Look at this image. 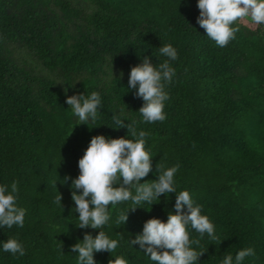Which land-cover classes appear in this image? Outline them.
<instances>
[{"label":"trees","instance_id":"trees-1","mask_svg":"<svg viewBox=\"0 0 264 264\" xmlns=\"http://www.w3.org/2000/svg\"><path fill=\"white\" fill-rule=\"evenodd\" d=\"M196 3L0 0V184L15 183L17 205L26 210L23 228L0 229V242L17 239L25 255L0 252V264H76L71 245L98 230L77 227L69 185L92 137L132 138L126 128H111L119 111L146 133L153 168L144 180L179 165L177 192L189 191L215 225V240L189 229L203 253L199 264H220L248 247L255 256L244 264H264V25L240 19L235 39L217 47L197 24ZM165 44L177 50L170 62L176 76L165 87L166 119L148 124L138 112L142 99L127 90L129 72L143 56L163 63L158 49ZM92 91L102 97L101 113L95 123L79 124L66 97ZM175 198L110 206L100 230L119 247L95 253L97 264L117 255L150 264L128 240L149 219L166 221ZM134 207L141 208L117 223Z\"/></svg>","mask_w":264,"mask_h":264},{"label":"clouds","instance_id":"clouds-1","mask_svg":"<svg viewBox=\"0 0 264 264\" xmlns=\"http://www.w3.org/2000/svg\"><path fill=\"white\" fill-rule=\"evenodd\" d=\"M199 10L197 24L204 29L206 36L217 47H225L235 39L238 27L234 24L240 19H250L253 24L264 25V0H197ZM160 56L166 57L163 63L155 66L147 56L141 63L132 67L128 78V91H134L137 98L142 99L139 109L142 122L152 124L164 121L165 102L169 94L165 90L167 84L173 82L176 70L171 61L178 57L177 50L171 44H165L159 49ZM73 117L79 124L95 123L102 109V97L92 91L84 94L66 97ZM113 129L126 128L131 139L110 138L97 135L90 139L83 156L78 160L79 174L69 185L71 200L74 204L72 212L78 213L79 229L98 230L93 237L85 232L82 240L71 245L70 251L75 253L76 264H97L95 253H114L119 247L117 239L110 238L104 228L110 221V206L131 201L133 205L155 203L161 195L167 199L169 193H175L174 212L167 215L166 221L152 218L143 225L142 232L135 239L128 240L133 248L138 245L150 264H199L203 254L193 248L198 241L190 239L189 229L204 237L207 235L215 240V225L202 214V206L197 204L187 190L177 192L175 174L179 165L165 169L152 182L144 178L152 171V155L145 148L146 133L136 129V122H129L123 111L113 113ZM127 121V123H125ZM159 172V169H157ZM65 177L63 183L68 181ZM144 181V182H141ZM17 185L0 184V229H12L14 226L23 228L26 210L17 205ZM56 203L61 206V196L56 197ZM121 214L117 223L125 224L130 210ZM0 252L12 256L25 255L22 244L15 238L0 242ZM140 252V251H138ZM111 256V255H110ZM255 256L251 247L239 250L235 256L224 255L220 264H244L245 258ZM113 257V256H111ZM109 264H128L123 256H115Z\"/></svg>","mask_w":264,"mask_h":264},{"label":"rangeland","instance_id":"rangeland-1","mask_svg":"<svg viewBox=\"0 0 264 264\" xmlns=\"http://www.w3.org/2000/svg\"><path fill=\"white\" fill-rule=\"evenodd\" d=\"M250 20V19H249Z\"/></svg>","mask_w":264,"mask_h":264}]
</instances>
